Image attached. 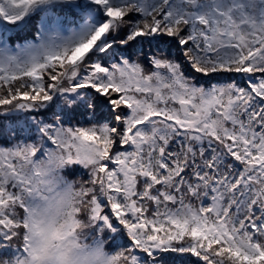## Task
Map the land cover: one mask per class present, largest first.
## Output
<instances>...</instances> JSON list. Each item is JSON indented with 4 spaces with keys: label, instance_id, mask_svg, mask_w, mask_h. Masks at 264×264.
<instances>
[{
    "label": "snow or ice",
    "instance_id": "obj_1",
    "mask_svg": "<svg viewBox=\"0 0 264 264\" xmlns=\"http://www.w3.org/2000/svg\"><path fill=\"white\" fill-rule=\"evenodd\" d=\"M0 264H264V0H0Z\"/></svg>",
    "mask_w": 264,
    "mask_h": 264
}]
</instances>
